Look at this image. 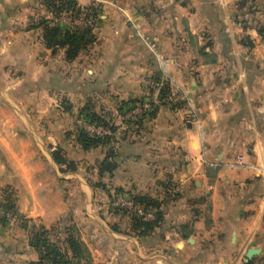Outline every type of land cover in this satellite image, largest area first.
<instances>
[{"label": "crops", "instance_id": "1", "mask_svg": "<svg viewBox=\"0 0 264 264\" xmlns=\"http://www.w3.org/2000/svg\"><path fill=\"white\" fill-rule=\"evenodd\" d=\"M61 1L96 22L71 62L43 39L52 18L70 28ZM263 27L264 0H0V186L17 215L0 225V264H38L41 230L76 238L80 264H264ZM165 85L185 106L130 129L108 171L109 146L78 145L84 108L113 118ZM111 185L163 202L159 226L138 236L110 213Z\"/></svg>", "mask_w": 264, "mask_h": 264}, {"label": "trees", "instance_id": "2", "mask_svg": "<svg viewBox=\"0 0 264 264\" xmlns=\"http://www.w3.org/2000/svg\"><path fill=\"white\" fill-rule=\"evenodd\" d=\"M256 0H241L242 4H247L248 2H254ZM59 6L56 7V6ZM54 5L55 14L59 15L63 12L67 13L74 18H81L82 13L74 1H66L60 2L59 4ZM46 24V23H45ZM45 34L43 36L44 43L46 47L53 52H56L60 49H64L66 51V58L68 61H74L82 51H85L90 46H92L95 41V34L92 29H82L78 27L69 28V30H63L58 24H53L51 26L45 25ZM260 35L264 38V27L259 31ZM155 85L158 83H154ZM151 90V93L154 94V89ZM159 90V99L161 101L160 107L168 106L171 109L175 110L178 108H182L185 106V102L172 103L168 101L170 96V87L169 85H165ZM145 99V98H144ZM144 99L140 100H131L128 102L122 103L119 108V114L121 116L126 115L127 113H131L135 106L142 102ZM155 108V110L151 113H145L140 116L139 122L135 124L137 127L142 126L145 119H153L157 115L159 108ZM79 117L84 121L90 123L96 127H102L108 130L112 135L99 136L97 134L89 133L81 128H79V134L77 138L78 145L85 152H89L95 149H98L103 146H109L110 152L105 159V161L101 164V168L108 171L109 160L113 157L114 153V144L119 140H117L115 134L117 133V128L112 126L111 116H104L103 114L97 113L92 106L84 108ZM129 125L133 122L131 120L127 121ZM139 128V127H138ZM54 160L56 163L60 165H68V168L72 171H75L76 164L75 162L68 161L63 151L60 149L56 153L53 154ZM131 201L136 206L144 207L146 210H156V217L153 221H144L142 218H139L132 214L126 208H116L113 211L114 215H121L124 217H130V228L133 232H138V236H146L153 232L160 224L163 218V210L162 203L159 200L153 199L148 196H140V195H132ZM48 232L41 230L38 233L32 234L31 244L32 247L38 251L41 255L40 262L38 264H80V261L85 258L84 250L79 243V241L74 238L72 235H69L64 244L60 247L55 243H52L48 239ZM248 264H254L250 262Z\"/></svg>", "mask_w": 264, "mask_h": 264}, {"label": "built area", "instance_id": "3", "mask_svg": "<svg viewBox=\"0 0 264 264\" xmlns=\"http://www.w3.org/2000/svg\"><path fill=\"white\" fill-rule=\"evenodd\" d=\"M52 25L59 24L62 22L61 18H52ZM74 24V27L82 28V29H92L95 30L96 22L92 15H89L87 18H74L71 19L70 27ZM149 48L153 51V46L149 45ZM163 87V86H162ZM170 96L168 98L169 102H174L178 99V95L175 91L170 88ZM161 101L159 99V90L155 93L154 97L145 98L142 102L137 104L134 110L131 112V117H135L140 119V116L145 113H151L155 110V108L160 107ZM147 120V119H146ZM79 128L92 133V134H104V135H112L108 130L102 127H96L91 125L90 123L78 117L76 121ZM238 164H242V158L238 157L236 159ZM12 193L10 189L5 186H0V224L4 226L12 225L16 219L17 215L15 209L12 205ZM126 209L132 212L133 215L142 218L144 221H153L156 217V210H146L144 207L136 206L132 201H129L125 204Z\"/></svg>", "mask_w": 264, "mask_h": 264}, {"label": "rangeland", "instance_id": "4", "mask_svg": "<svg viewBox=\"0 0 264 264\" xmlns=\"http://www.w3.org/2000/svg\"><path fill=\"white\" fill-rule=\"evenodd\" d=\"M95 13H96V11H95ZM73 27H74V24L70 28H73ZM152 97H154V96H152ZM177 101L178 100H175L172 103H176ZM166 107H168V106H166ZM119 113H120L119 112V108L117 107L116 108V111L113 113V118H112L113 121L111 122L112 126H115V128H117V133L115 134V136H116L117 140L119 139L113 145L114 146V151H113L114 154L115 153L117 154L121 149H123L124 142H128V140L130 139V136L132 135L131 132H130V129L134 128L139 133V130H141V129L143 130L145 127L146 128L148 127V124H146V123H148V121H150V119H147V120L145 119L143 125L141 127L138 126L139 127L138 128L135 124H137L139 122V118H136L135 119V117H131L132 116L131 113H127L124 116H121V114H119ZM129 120H131L133 122L132 124H134V125H132V126L129 125V123L127 122ZM76 127H77V130L79 132V127H78L77 123H76ZM99 136H106V135L100 134ZM156 157L159 158L160 155H157ZM92 181H93V185H95V184L97 185L95 176H93ZM169 190H170V192L172 194L174 193V189H169ZM104 191H105V193L108 196L107 197L108 198L107 199L108 201L106 202V204H107L106 207H107L108 210H110V213H113V211L116 208H122V209L123 208H126L125 204L127 202L131 201L130 194H129V192L127 190H123L121 188H115L114 186L111 185L108 188H105ZM11 203H12V205L14 207L13 201ZM161 203L163 204V202H161ZM129 219H131V218L129 217ZM0 225H3V224H0ZM8 226H10V225H8Z\"/></svg>", "mask_w": 264, "mask_h": 264}, {"label": "water", "instance_id": "5", "mask_svg": "<svg viewBox=\"0 0 264 264\" xmlns=\"http://www.w3.org/2000/svg\"><path fill=\"white\" fill-rule=\"evenodd\" d=\"M259 254V250H250L247 254V259L251 260L253 256H256Z\"/></svg>", "mask_w": 264, "mask_h": 264}]
</instances>
